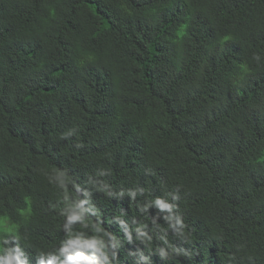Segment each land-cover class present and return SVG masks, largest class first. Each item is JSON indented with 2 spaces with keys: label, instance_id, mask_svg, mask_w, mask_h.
<instances>
[{
  "label": "trees",
  "instance_id": "1",
  "mask_svg": "<svg viewBox=\"0 0 264 264\" xmlns=\"http://www.w3.org/2000/svg\"><path fill=\"white\" fill-rule=\"evenodd\" d=\"M264 264V0H0V264Z\"/></svg>",
  "mask_w": 264,
  "mask_h": 264
},
{
  "label": "clouds",
  "instance_id": "2",
  "mask_svg": "<svg viewBox=\"0 0 264 264\" xmlns=\"http://www.w3.org/2000/svg\"><path fill=\"white\" fill-rule=\"evenodd\" d=\"M57 258L51 257V264H56ZM60 264H80L79 256H68L66 259L60 262Z\"/></svg>",
  "mask_w": 264,
  "mask_h": 264
}]
</instances>
